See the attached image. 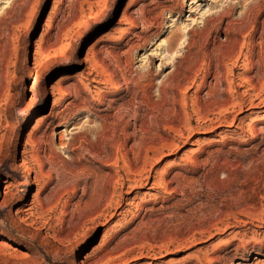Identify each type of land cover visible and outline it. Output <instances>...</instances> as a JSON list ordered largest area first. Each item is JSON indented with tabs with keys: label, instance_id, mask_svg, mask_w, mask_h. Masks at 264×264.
<instances>
[{
	"label": "rangeland",
	"instance_id": "374dc122",
	"mask_svg": "<svg viewBox=\"0 0 264 264\" xmlns=\"http://www.w3.org/2000/svg\"><path fill=\"white\" fill-rule=\"evenodd\" d=\"M261 100L264 0H0V264L264 263Z\"/></svg>",
	"mask_w": 264,
	"mask_h": 264
},
{
	"label": "bare ground",
	"instance_id": "6f19581e",
	"mask_svg": "<svg viewBox=\"0 0 264 264\" xmlns=\"http://www.w3.org/2000/svg\"><path fill=\"white\" fill-rule=\"evenodd\" d=\"M194 2L193 1H191L190 2V4H193ZM96 16V15H95ZM207 17H208V15H207ZM89 22V21H88ZM195 20H192V25H194L195 23ZM87 25V24H86ZM185 31H184V33L185 34H187L188 35V33H189V29L186 31V28L184 29ZM174 53V52H173ZM50 55V54H49ZM51 56V55H50ZM54 56H55V54H54ZM172 56V58H173V55H171ZM175 56V55H174ZM56 57V56H55ZM170 59V58H169ZM49 60H50V58H49ZM254 89V88H253ZM263 91V90H262ZM259 93V92H258ZM261 94H263V93H261ZM260 97V96H259ZM257 98L256 97V99H260V98ZM253 101V100H252ZM255 101V100H254ZM262 101V100H261ZM260 104L262 103V104H264V100L262 101V102H259ZM249 106H251V107H253V102H251L250 101V105ZM264 120V119H263ZM264 121H262V123H263ZM132 190V189H131ZM116 206H117V204H116ZM1 240V239H0ZM0 247L2 248H5L6 250L8 249V250H10V249H12L13 251H15V249H14V247H11V244L9 245L7 242H5V241H1L0 242ZM2 250V249H1ZM5 251V250H4ZM240 263V262H239ZM259 263V262H258ZM262 263V262H261ZM262 264H264V263H262Z\"/></svg>",
	"mask_w": 264,
	"mask_h": 264
}]
</instances>
